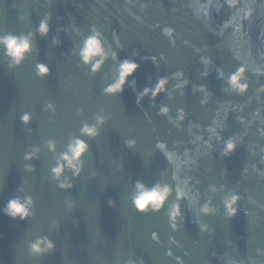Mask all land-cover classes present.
Masks as SVG:
<instances>
[{
	"label": "water",
	"instance_id": "95a60500",
	"mask_svg": "<svg viewBox=\"0 0 264 264\" xmlns=\"http://www.w3.org/2000/svg\"><path fill=\"white\" fill-rule=\"evenodd\" d=\"M222 2L0 0V35H35L34 50L22 67L10 68L0 48V264H131L138 259L145 264H231L233 259L264 264V93L257 96L264 76L255 72L264 70V0H249L255 16L242 22L239 32V19L224 27L235 10L225 4L217 12ZM47 16L52 31L41 37L36 30ZM93 27L118 55L97 75L78 55ZM166 28L173 30L170 36ZM54 39L61 44L54 45ZM202 57L211 63H201ZM123 59L141 65L134 86L121 96L104 95ZM37 63L46 64L51 75L39 78ZM241 64L250 68L251 91L244 97L226 91L228 75ZM205 70L208 75H201ZM176 72L189 81L183 95L170 86L158 100L137 103L144 88ZM201 86L211 94L207 104H201L206 94L194 91ZM49 103L55 114L46 109ZM162 104L171 109L170 118L157 115ZM180 108L187 119L177 127ZM24 113L31 114L30 129L20 121ZM97 116L106 120L100 135H81V127L96 124ZM237 134L244 144L224 157L223 142ZM75 137L85 140L90 152L79 178L66 171L64 182L74 187L63 190L52 168ZM49 140L56 142V152L48 149ZM126 140H135L137 147L129 149ZM34 148L40 149L31 161L35 171H26L24 155ZM137 180L149 187L172 185L169 207L180 203L186 221L178 232L170 227L167 209L158 215L135 210ZM177 187L185 193L182 201L176 200ZM234 192L242 197L241 211L228 220L223 201ZM17 196L35 200L34 215L26 222L2 211ZM209 202L217 211L205 216L200 208ZM198 222L211 232L202 233ZM44 237L56 251L30 255L29 246Z\"/></svg>",
	"mask_w": 264,
	"mask_h": 264
},
{
	"label": "clouds",
	"instance_id": "9594fccd",
	"mask_svg": "<svg viewBox=\"0 0 264 264\" xmlns=\"http://www.w3.org/2000/svg\"><path fill=\"white\" fill-rule=\"evenodd\" d=\"M211 2V0H210ZM254 2V0H253ZM128 3H133V0H128ZM227 5L229 9H234L235 15L228 21L225 22L224 27L229 25L235 26L237 19L241 21L240 25L236 27V31L239 32L244 21L251 23L255 16V9L249 3V0H223L220 6L216 9L219 12L224 5ZM240 5H243L241 7ZM147 8V5H144ZM206 16L209 14L206 12ZM210 17V16H209ZM41 37H47L50 35L51 28V16H47L42 19L36 30ZM172 29L166 28L164 32L166 35H171ZM35 40V35L29 33L27 35H15V34H5L0 35V48L3 49L4 55L9 60L10 68L22 67L24 62L27 60L34 50L33 43ZM54 45L59 46L61 41L59 39L53 40ZM79 58L81 63L90 69L93 75H97L101 72L102 68L106 65L109 59L118 60V55L115 50H111L110 46H106L105 37L103 34L96 29L92 28L91 34L83 39L82 45L79 49ZM155 62V58H153ZM201 63L205 65L210 64V59L201 58ZM141 65L133 59H123L119 60L118 65L115 69V75L113 82L108 84L103 88L102 92L104 95L117 97L124 94L126 87L135 84V75L140 70ZM250 68L246 64H241L234 72H231L227 77L228 89L227 92L235 94L236 96L244 97L247 96L251 91V84L249 82L248 73ZM257 75L264 76V70L256 69ZM36 75L45 79L51 75V69L43 63L36 64ZM201 75H208L207 70ZM220 78H223V72L220 70L218 73ZM184 74L182 72L173 73L170 79L167 76L160 77L153 87H146L141 93L137 95V103L139 104L145 98L151 97L153 101L158 100L161 96L167 95L170 91V86L181 91L183 95V89L189 83L188 80L183 79ZM176 79L175 85H172V80ZM194 91L204 92L206 95L204 99L201 100V104H207L208 100L211 98V94L207 92L206 87L201 86L194 89ZM264 93V87L257 90V96ZM47 110H51L55 114V107L51 103L46 105ZM242 111V108L240 109ZM177 121L175 126L179 127L187 119V113L183 108L177 110ZM157 115L161 118H170L171 109L166 105H161ZM259 115V113H257ZM241 123H243V118H239ZM97 123L89 125L85 123L81 127V135L87 136L89 138H96L100 135V128L106 123L103 116H97ZM22 125L26 129H30L32 117L30 113H24L20 117ZM170 122H172L170 120ZM198 140H203V137H197ZM207 144V142H205ZM224 147L222 155L224 157H231L234 155L238 147L244 144V137L241 134L229 137L224 142ZM126 147L129 149H135L137 143L135 140H126ZM211 148V144L207 145ZM47 147L50 151L56 152L57 145L54 140H49L47 142ZM157 147L161 150H165L164 143H158ZM39 148H34L31 152H27L24 155V159L29 163L26 165V171H35L34 166L31 161L37 159V154L39 153ZM90 152V146L85 140L79 137L72 138L68 144L67 150L59 155L56 166L52 168L53 178L59 182L58 186L63 190L72 189L74 186L71 182H64V177L66 171H71L73 176L79 178L83 173V162L87 154ZM264 152V149H262ZM166 158L171 160V154L165 153ZM254 167V166H253ZM245 176L249 175V169L246 167L244 169ZM175 175L173 179H175ZM187 183V181H185ZM174 194L172 185L168 183L157 182L151 187L145 185L142 181L137 180L135 184V193L132 197V205L135 210L141 215H153L160 214L167 209V214L169 218V224L173 231L178 232L180 230L181 222H185L183 216V210L180 203L171 204L169 207L170 200ZM175 197L177 201L184 200L185 193L179 187L175 190ZM242 197L238 192L232 193L230 196L226 197L223 201L224 214L228 220L235 219L241 209ZM110 206L116 207L114 201H109ZM35 207V200L31 196H17L8 200L6 206L2 209L3 213L13 219L14 221L26 222L33 217V209ZM216 209L211 206V203H205L200 208V213L205 216H211L216 213ZM245 215H250V213L245 212ZM199 223V222H198ZM200 231L202 233L211 232V228L207 224L199 223ZM153 238H156V234H153ZM56 251L55 243L47 237L41 238L33 242L29 246L30 255L40 257L44 255H49ZM171 255V253H169ZM131 264H145L143 259H138L137 261H132ZM231 264H239L235 259L232 260Z\"/></svg>",
	"mask_w": 264,
	"mask_h": 264
}]
</instances>
